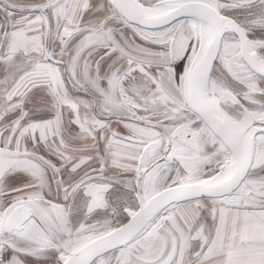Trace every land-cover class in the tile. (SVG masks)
<instances>
[{
	"label": "snow or ice",
	"instance_id": "obj_1",
	"mask_svg": "<svg viewBox=\"0 0 264 264\" xmlns=\"http://www.w3.org/2000/svg\"><path fill=\"white\" fill-rule=\"evenodd\" d=\"M0 264H264V0H0Z\"/></svg>",
	"mask_w": 264,
	"mask_h": 264
}]
</instances>
